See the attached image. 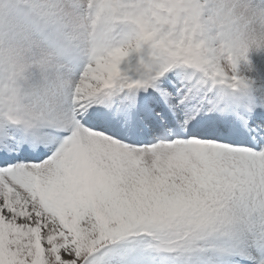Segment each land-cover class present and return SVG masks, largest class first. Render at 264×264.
I'll list each match as a JSON object with an SVG mask.
<instances>
[{
    "label": "snow or ice",
    "instance_id": "1",
    "mask_svg": "<svg viewBox=\"0 0 264 264\" xmlns=\"http://www.w3.org/2000/svg\"><path fill=\"white\" fill-rule=\"evenodd\" d=\"M192 2L87 0L106 50L67 109L0 125V264H264V98L161 47V14Z\"/></svg>",
    "mask_w": 264,
    "mask_h": 264
},
{
    "label": "clouds",
    "instance_id": "2",
    "mask_svg": "<svg viewBox=\"0 0 264 264\" xmlns=\"http://www.w3.org/2000/svg\"><path fill=\"white\" fill-rule=\"evenodd\" d=\"M39 5L41 34L14 14L28 11L20 0H0V125L21 131L61 115L78 85L79 64L106 50L87 17V0ZM188 8L161 14V47L218 91L264 98L257 64L264 63V0H193Z\"/></svg>",
    "mask_w": 264,
    "mask_h": 264
},
{
    "label": "rangeland",
    "instance_id": "3",
    "mask_svg": "<svg viewBox=\"0 0 264 264\" xmlns=\"http://www.w3.org/2000/svg\"><path fill=\"white\" fill-rule=\"evenodd\" d=\"M14 14L17 15V16H20L18 10H14ZM257 64H258V66H259V68H260V71H261L262 73H264V63H262V62H260V61H257ZM261 115H264V114L258 113V118H259V116H261Z\"/></svg>",
    "mask_w": 264,
    "mask_h": 264
}]
</instances>
